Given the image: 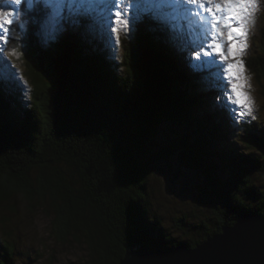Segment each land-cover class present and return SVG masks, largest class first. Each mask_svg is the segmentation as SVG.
<instances>
[{"label": "trees", "instance_id": "1", "mask_svg": "<svg viewBox=\"0 0 264 264\" xmlns=\"http://www.w3.org/2000/svg\"><path fill=\"white\" fill-rule=\"evenodd\" d=\"M24 16L32 20L24 40L31 91L24 98L18 86L0 98V206L20 195L49 207L59 242L82 240L88 264H119L130 251L172 240L150 211L149 185L153 160L176 157L200 175L215 222L190 229L185 217L175 222L192 232L183 242L189 249L243 214L264 216L263 123L234 118L206 64L192 71L190 36L183 48L158 26L142 24L133 41L122 36L118 50L98 23V33H87L91 21H69L58 39L46 41L36 17ZM262 33V53L246 65L264 79ZM164 123L178 137L150 158ZM15 251L6 230L0 264H13Z\"/></svg>", "mask_w": 264, "mask_h": 264}, {"label": "snow or ice", "instance_id": "2", "mask_svg": "<svg viewBox=\"0 0 264 264\" xmlns=\"http://www.w3.org/2000/svg\"><path fill=\"white\" fill-rule=\"evenodd\" d=\"M257 10L258 0H0V98L26 83L7 59L21 58V51L9 45L20 39L19 30L26 14L36 17L46 41L58 39L69 21L98 23L108 33L109 40L114 37L116 45L120 44L121 33H127L138 23L158 26L176 38L186 26L192 25L205 38L211 37L207 47L227 62L226 68L223 64L216 68L218 75L227 79L226 84L221 80L226 106H238L229 111L234 118L252 116L254 101L240 57L248 47L249 25ZM204 46V41L196 45L200 50ZM212 53L203 51L204 56L212 57L203 63L215 64ZM196 57L201 58L200 51Z\"/></svg>", "mask_w": 264, "mask_h": 264}, {"label": "rangeland", "instance_id": "3", "mask_svg": "<svg viewBox=\"0 0 264 264\" xmlns=\"http://www.w3.org/2000/svg\"><path fill=\"white\" fill-rule=\"evenodd\" d=\"M193 19L195 20L196 18ZM30 22L32 20L30 21L27 17H23V25L19 30L20 39L15 45H9V47H17L22 53L20 59L11 58V64L15 66V71L26 82L19 85L24 98L29 96L31 91L30 76L26 67V63L29 61L26 56L29 52L25 49L24 44V40L27 39L26 30ZM91 25L87 26V33H94L95 29ZM139 26H142V24L138 23L135 27H130L127 33H121V38L126 35L129 40L133 41ZM263 30L264 0H258V10L254 13L249 25L248 47L240 57L244 64V74L250 84L249 91L254 101L253 114L252 116H245L241 120H247L251 117L260 119L264 129V79L262 77H257V79L246 65V60L258 57L262 53ZM95 32L98 33V31ZM106 34L108 33L106 32ZM188 36L191 37L190 44H194L192 45L193 50L196 53L200 51L201 57L198 60L196 55L194 56L192 62L196 64V67L192 71L197 72V67L206 64V72H209L212 78L217 79L219 82L223 80L226 84V76L218 75L216 65L223 64L224 68H226L227 62L221 61L219 55L212 53V49L207 47L211 37L205 38L202 31H198L192 25H188L177 38V43L180 47L186 48L189 45V42H185V38ZM112 39L113 45L120 50V44L116 45L114 37ZM201 41L205 42L203 50L196 47ZM179 46L178 48H180ZM203 51L210 52L215 56V64L203 63L212 59L211 56H204ZM224 51H227V47H225ZM231 59L233 62L235 61V57ZM224 68L220 69L221 73L224 72ZM237 107L229 104V109ZM178 134L174 125L164 123L151 144L150 158H155L166 146L169 147L175 138L178 137ZM178 163L179 161L176 157L170 159V163L167 164L160 162L157 158L153 160L155 173L149 185V189L151 188L150 190L152 191L150 211L152 215L162 219L164 228L170 234V239L185 244L183 242L189 238V235H192V232L185 234L176 228L175 222L181 217L186 218V224L189 227L187 229H190L191 225H195V223L200 221L208 223L207 225L215 222L209 205L201 196L202 179L200 175L192 170L184 169ZM260 180L264 183L263 178ZM0 218H3L6 223V229L0 223V239L5 237L7 230L12 233L16 244L13 264H88L87 249L82 240L77 241L71 238L64 243L57 240L51 229L53 213L49 207H42L36 202L28 203L22 196L16 195L9 203H4L0 206ZM172 240H170V243L163 244L161 249H174L173 245H171Z\"/></svg>", "mask_w": 264, "mask_h": 264}, {"label": "water", "instance_id": "4", "mask_svg": "<svg viewBox=\"0 0 264 264\" xmlns=\"http://www.w3.org/2000/svg\"><path fill=\"white\" fill-rule=\"evenodd\" d=\"M119 264H264V216L243 214L193 250L186 244L171 250L139 248Z\"/></svg>", "mask_w": 264, "mask_h": 264}]
</instances>
